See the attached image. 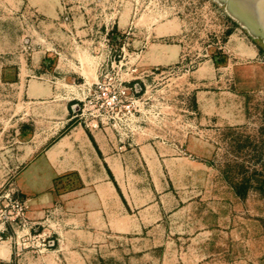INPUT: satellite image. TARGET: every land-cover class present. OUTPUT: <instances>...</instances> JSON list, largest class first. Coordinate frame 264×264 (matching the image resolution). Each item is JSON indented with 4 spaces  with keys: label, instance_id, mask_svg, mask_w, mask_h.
Returning a JSON list of instances; mask_svg holds the SVG:
<instances>
[{
    "label": "rangeland",
    "instance_id": "obj_1",
    "mask_svg": "<svg viewBox=\"0 0 264 264\" xmlns=\"http://www.w3.org/2000/svg\"><path fill=\"white\" fill-rule=\"evenodd\" d=\"M231 2L0 0V150L12 144L10 116L24 112L8 82L42 40L62 59L57 80L72 75L88 88L86 116L101 113L102 91L125 86L128 97L107 113L115 128L113 121L105 128L117 141L155 147L164 159L153 180L131 163L126 192L148 208L125 236L76 231L57 216L29 233L8 220L7 195L21 200L6 182L0 226L6 217L14 228L16 260L29 252L20 264H264V190L254 176H264V89L257 71L248 77L253 64H264V36L241 23L245 15ZM53 7L57 18L45 21L38 11ZM241 39L259 57L240 56ZM196 95L215 103L211 119H200ZM240 184L247 185L243 197L233 188ZM43 239L52 245L43 247Z\"/></svg>",
    "mask_w": 264,
    "mask_h": 264
},
{
    "label": "crops",
    "instance_id": "obj_2",
    "mask_svg": "<svg viewBox=\"0 0 264 264\" xmlns=\"http://www.w3.org/2000/svg\"><path fill=\"white\" fill-rule=\"evenodd\" d=\"M58 10L53 7L49 13L38 12L46 16L45 21H53ZM235 36L231 38L240 39ZM40 41L41 47L28 53L27 62L14 68L8 82L22 96L24 112L9 119L13 123L12 144L0 150L1 159L7 154L5 164L0 162V189L7 182L13 196L23 203L29 233L57 216L65 227L76 231L128 235L136 225L133 221L148 208V203L136 205L126 192L132 177L131 163L146 179L150 176L153 180L161 175L162 154L151 145L117 141L109 129L87 127L75 117L89 90L80 80L73 84L72 75L57 80L53 74L59 73L62 59ZM241 42L240 56L259 57L257 49L243 39ZM52 60L53 69L46 65H52ZM65 64L69 68L68 61ZM252 68L248 77L257 71L260 88L264 89L263 62ZM203 96H195V108L201 112L200 119H211L209 111L216 105L205 102ZM14 235L11 224L0 226V264H20L27 259L29 252L19 254L21 259L16 260Z\"/></svg>",
    "mask_w": 264,
    "mask_h": 264
},
{
    "label": "built area",
    "instance_id": "obj_3",
    "mask_svg": "<svg viewBox=\"0 0 264 264\" xmlns=\"http://www.w3.org/2000/svg\"><path fill=\"white\" fill-rule=\"evenodd\" d=\"M132 89L134 90V92L136 94H138L137 92H141V88L139 87L136 88H130V90L132 91ZM129 90V91H130ZM128 89L124 86L117 94H112L110 95L109 93H106L105 91L101 92V97H102V102L99 104V108L97 107V111H99L101 109V113H92L89 112L85 113V109L83 107H85V103L82 102V108H80V110H78V114L75 117H79L83 123L87 126V127H93V128H105V125L108 124L109 122L113 121V127L115 128V119L114 117L108 115V111H112L113 109H116V105L119 104L120 102H122L123 100H125L128 97ZM100 96H97V100L101 98ZM86 99V98H85ZM89 101H87V103H91L90 99H88ZM98 103V101H97ZM96 105V103H94ZM124 107V111H128L129 110V105H125ZM105 111L106 113L103 114L102 112ZM116 115V113H115ZM10 195H7L8 201H9V207L11 209V211L9 212V215L11 217H8V220H10V222H16L19 221V223L21 224L22 227L27 226L26 225V219L24 217V207H23V203L21 201H18L16 199H13L12 196L9 197ZM4 219L2 220L1 224L2 226L5 225V223L7 222L6 217L1 218ZM43 247H49L52 244H50V241L47 239H43Z\"/></svg>",
    "mask_w": 264,
    "mask_h": 264
},
{
    "label": "bare ground",
    "instance_id": "obj_4",
    "mask_svg": "<svg viewBox=\"0 0 264 264\" xmlns=\"http://www.w3.org/2000/svg\"><path fill=\"white\" fill-rule=\"evenodd\" d=\"M230 6L246 16L241 19V23L251 33H261L264 36V0H232Z\"/></svg>",
    "mask_w": 264,
    "mask_h": 264
},
{
    "label": "trees",
    "instance_id": "obj_5",
    "mask_svg": "<svg viewBox=\"0 0 264 264\" xmlns=\"http://www.w3.org/2000/svg\"><path fill=\"white\" fill-rule=\"evenodd\" d=\"M133 85V82H130L129 86H132ZM141 91H142V88H141ZM207 164H210L211 162L210 161H206ZM257 177L256 179V182L258 183V185H260V188H263L264 190V176H259L258 175H254ZM260 178H263V179H260ZM261 183V184H260ZM246 186L245 184H240V185H235L233 188L235 189V194L237 196H240V197H243L245 195V191H246Z\"/></svg>",
    "mask_w": 264,
    "mask_h": 264
}]
</instances>
